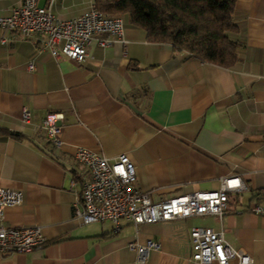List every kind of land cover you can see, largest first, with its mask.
<instances>
[{"label": "crops", "instance_id": "crops-1", "mask_svg": "<svg viewBox=\"0 0 264 264\" xmlns=\"http://www.w3.org/2000/svg\"><path fill=\"white\" fill-rule=\"evenodd\" d=\"M22 1L0 0V16ZM95 1L56 0L53 10L70 19ZM235 17L242 31L233 67L151 41L128 15L127 42H93L83 62L56 58L45 36L0 28V128L21 134L0 136V187L24 193L21 205L6 210L5 224L39 226L47 239L43 248L0 255V264H197L196 226L223 231L231 247L246 248L254 264H264V214L250 211L264 206V0H237ZM24 108L30 123L22 119ZM50 113L59 115L60 145L42 127ZM80 147L110 159L128 154L135 187L152 201L217 190L232 176L247 188L232 194L222 217L138 226L123 220L116 231L110 219L84 223L76 215L90 178L76 157ZM149 241L161 246L141 262L130 244Z\"/></svg>", "mask_w": 264, "mask_h": 264}, {"label": "built area", "instance_id": "built-area-1", "mask_svg": "<svg viewBox=\"0 0 264 264\" xmlns=\"http://www.w3.org/2000/svg\"><path fill=\"white\" fill-rule=\"evenodd\" d=\"M46 1L45 5H40L39 0H23L13 7L11 14L0 16V28L18 30L26 38L45 36L44 44L56 58L66 55L78 62L87 58L88 48L93 42L101 47L127 42L122 17L110 16L91 5L77 17L61 19L53 10L56 0ZM34 67L31 62L29 68ZM31 117L30 110L24 108L23 121L30 123ZM58 118L57 113H50L42 125L47 138L56 145H60L59 134L62 130L57 124ZM76 157L90 171V178L83 186L81 208H76V215L84 223L110 219L115 223L116 231L123 220L138 226L194 216L222 217L230 209L231 195L247 188L240 176H232L225 177L217 190L194 191L152 201L148 193L135 187L137 169L128 154L110 159L89 148L80 147ZM23 201L22 190L0 187V255L31 252L47 244L39 226L5 224L6 210L21 205ZM250 211L264 214V206L254 205ZM191 243L192 259L197 264H231L233 258H238L239 264H254L253 255L244 247H231L223 231L196 226L191 232ZM160 246L155 241L130 244L141 262L147 260L150 249Z\"/></svg>", "mask_w": 264, "mask_h": 264}, {"label": "trees", "instance_id": "trees-1", "mask_svg": "<svg viewBox=\"0 0 264 264\" xmlns=\"http://www.w3.org/2000/svg\"><path fill=\"white\" fill-rule=\"evenodd\" d=\"M237 0H96L110 16L128 15L154 42H170L204 61L233 67L240 60ZM18 136L0 128V136ZM232 197V195H231ZM230 197V201H231Z\"/></svg>", "mask_w": 264, "mask_h": 264}]
</instances>
